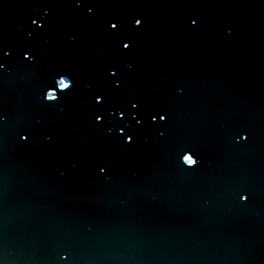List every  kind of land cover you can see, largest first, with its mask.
<instances>
[{"label": "water", "instance_id": "95a60500", "mask_svg": "<svg viewBox=\"0 0 264 264\" xmlns=\"http://www.w3.org/2000/svg\"><path fill=\"white\" fill-rule=\"evenodd\" d=\"M0 63L5 264H264V0H0Z\"/></svg>", "mask_w": 264, "mask_h": 264}, {"label": "snow or ice", "instance_id": "6c2138e0", "mask_svg": "<svg viewBox=\"0 0 264 264\" xmlns=\"http://www.w3.org/2000/svg\"><path fill=\"white\" fill-rule=\"evenodd\" d=\"M90 11H91V9H90ZM34 22L40 24V26H43L40 21H34ZM134 23H135V25L142 27L143 26V18H140V17L136 18ZM192 23L195 24L196 21L193 20ZM109 24H110L111 29L118 30L119 21H110ZM132 46H133V44H132V41L130 39L126 43H123V47L125 49H130ZM7 54L11 55V53H7ZM24 58H26L28 61H31V62H35V60H36V57L31 50H25ZM6 67H7L6 64L0 63V69H5ZM57 75L59 76V84L62 85L61 89H63L64 91L58 93L56 91L55 86L53 85V86H51L50 90H46L44 92V98L47 101H53V102L59 103L62 99L65 98V96H67L71 93L73 88L76 87V80L69 73H58ZM109 75L111 77H113L114 86L122 85L123 81L119 79V71L115 66H113L109 69ZM94 101L99 102L101 104L107 103L108 97L106 96L105 93L97 92L94 94ZM113 108H114L113 115H118V117L121 119H127L131 112H137L138 113L143 108V105L138 100H129L127 102V107H125L124 105H120L119 107H117L115 104H113ZM170 118H171L170 115L163 110L154 111L150 114L151 121H153L157 124H159L161 122L164 124H167V122ZM0 119H6V117L0 118ZM96 119L103 122L104 116L97 114ZM138 124L142 126L144 124V121L142 119H138ZM119 132H120V134H122V136L125 140V143H127V144H134L135 143V141H136V133L135 132L129 131L125 127H120ZM159 134L161 136H163L165 133H164V131H160ZM22 138H23V140L27 141L29 139V136L24 135ZM240 139L242 141H247L249 139V135L247 133H244L240 136ZM180 159L185 165L190 166L191 169H195L196 167H198L202 163V160L200 158L199 153L196 151L195 148H191V147H186V148L181 149ZM101 171L107 173L108 169L106 167H102ZM241 198H242V200H244L246 202L249 200L250 195L241 194ZM61 258L64 261H69L71 259V255L67 251V249H65L64 252H62ZM0 264H5L3 259H0Z\"/></svg>", "mask_w": 264, "mask_h": 264}]
</instances>
